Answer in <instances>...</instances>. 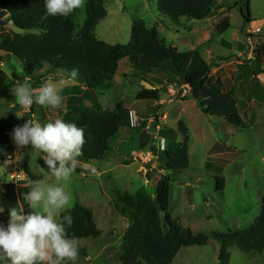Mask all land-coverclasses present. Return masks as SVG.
<instances>
[{"label":"rangeland","instance_id":"obj_1","mask_svg":"<svg viewBox=\"0 0 264 264\" xmlns=\"http://www.w3.org/2000/svg\"><path fill=\"white\" fill-rule=\"evenodd\" d=\"M87 1L84 0L83 6L77 9L78 23L85 19ZM215 1L213 20L189 19L192 24L186 25V28L192 29L191 38L200 39L197 43L211 39L208 42L215 50L207 52V62L213 59L219 61L220 68L212 71H218L217 75L226 82L227 89H235L246 128H237L225 122L224 118L205 114L197 101L189 96L190 90L185 81L179 75H169L167 71L157 75L165 84L167 93L163 92L156 102L138 100L137 94L142 88L160 86L149 78L145 80L149 72L145 75L141 68L123 59L114 85L98 91L99 98L106 110H113L118 102H124L129 110L137 112L140 125L134 127L129 123L123 126L102 162H81L76 159L75 171L68 181L63 182L71 192L72 207L80 203L91 208L101 229V235L97 238L76 239L80 245L77 264H122L121 246L130 221L117 207L116 192L120 190L133 194L145 188L154 194L156 184L165 171L162 167L167 162L165 149L174 151L178 141L183 140L178 130L179 120L185 121L189 128L190 165L172 183L169 212L178 223L190 227L196 234H207L210 239L204 246L183 247L173 264H219L220 237L248 227L260 216L264 199V0H249L253 21L246 27H243L244 17L239 7L230 9L239 0ZM157 2L105 0L108 14L98 24L97 36L110 44H127L132 36L134 20L139 18L144 19L150 27L157 25L158 19H161L166 28L174 32V21L159 11ZM241 8L247 13V0H243ZM227 18L231 20L230 28L219 32L216 26ZM0 24L6 31L17 30L6 11H0ZM183 31L186 33V30ZM187 45L190 46V42ZM221 58L229 60L220 61ZM18 66L21 68L20 74L17 72ZM25 72V65L17 57L2 54L1 124L7 123L14 128L28 119L45 123L61 119L68 107L79 112L81 104H91L84 101L82 96L70 95L67 102H62L60 109L35 105L34 109L22 110L11 88L13 83H20L22 77L32 82ZM37 74L43 75L45 81L68 75L63 70L50 68H43ZM170 76L175 80L173 84L169 81ZM39 89L34 91L38 92ZM172 89L179 91L173 95ZM164 94L169 95L164 97ZM144 130L153 134L161 132L158 136L152 134L149 140V136L145 135L149 133ZM178 132L179 140L176 141L174 138ZM216 143L224 144L225 148L210 152ZM43 159L44 154L31 151V145L18 147L7 128L0 131V207L4 209L0 212V224L7 225L10 208H23L19 190H26L32 183L23 169L25 163L37 176L38 182H53L54 178ZM207 163L210 164L208 168ZM92 169H95L94 173ZM218 173L226 179L222 192L217 191L216 187L215 176ZM24 180H27L26 184ZM57 219L61 220V215ZM63 264L71 262L64 261ZM226 264H264V252L246 254L235 245L230 248Z\"/></svg>","mask_w":264,"mask_h":264},{"label":"trees","instance_id":"obj_2","mask_svg":"<svg viewBox=\"0 0 264 264\" xmlns=\"http://www.w3.org/2000/svg\"><path fill=\"white\" fill-rule=\"evenodd\" d=\"M241 3L243 0L236 2L230 9L239 7L244 17L243 27H246L253 21L249 0L247 13L243 12ZM157 6L161 13L176 23L181 17L205 20L216 11L215 0H158ZM85 7V19L78 23L77 9L68 17H53L46 16L44 0H0V11L9 13L17 29L9 32L0 24V59L2 54L17 57L25 65V76L32 79L33 90L40 88L45 82L43 75L37 74L43 68L63 70L66 74L73 68L78 69L76 81L89 90L91 105L81 104L78 113L68 107L61 118L75 122L84 129L85 143L77 160L102 162L119 137L121 128L130 123L129 109L124 102H118L113 110H106L98 94V91L110 89L114 85V78L123 59H128L136 68H141L143 74L149 72L145 80L149 78L160 86L142 88L137 94L138 100L156 102L161 99L165 84L151 76V73L164 74L167 71L166 63L170 62L189 86V96L197 101L205 114L224 118L225 122L237 128H246L235 90L226 91L223 79L213 74L212 70L219 62L208 63L196 49L180 51L177 47L168 45L158 28L148 26L141 18L134 20L132 36L127 44L107 43L96 34L98 24L108 14L105 0H88ZM230 26L231 20L227 18L217 25V30L223 32ZM224 60L229 58L220 59ZM24 79L20 78V83ZM169 81L173 84L175 80L170 76ZM79 90V85L67 86L61 93L62 102H67L70 95H78ZM187 97L188 95L184 99ZM34 107L35 104L32 108ZM3 128L11 132L14 129L10 124L0 123V131ZM178 130L183 140L178 143L176 150H166L167 162L162 166L165 171L156 184L154 194H150L145 188L133 194L120 190L116 192L117 207L130 221L121 246L122 264H173L183 247L204 246L209 242L207 234H196L190 227L175 221L169 212L172 183L190 165L187 123L179 120ZM221 147L225 148L224 144L216 143L210 152ZM209 166L207 163V168ZM23 169L29 176L31 185L38 182L27 163ZM215 179L217 191L222 192L226 179L219 173ZM23 183L26 184L27 180ZM28 190L29 188L19 190V200L26 213L30 209L23 200V194ZM68 211L73 220L70 226H66L69 237L81 239L101 235L91 208L76 203ZM63 215L61 213V220ZM220 238L219 264H226L230 248L235 245L246 254L264 252V199L261 214L254 223Z\"/></svg>","mask_w":264,"mask_h":264},{"label":"clouds","instance_id":"obj_3","mask_svg":"<svg viewBox=\"0 0 264 264\" xmlns=\"http://www.w3.org/2000/svg\"><path fill=\"white\" fill-rule=\"evenodd\" d=\"M83 4L84 0H44L45 14L68 17ZM20 71L18 66L19 74ZM78 76L79 70L73 68L67 76L46 80L38 92L25 78L22 83H13L11 91L22 110H29L34 104L60 109L63 87L76 81ZM12 137L18 147L31 145V151L44 154V164L54 180L27 186L29 190L23 194L30 209L27 213L24 208H10L7 225L0 224V264H63L64 261L77 264L78 242L66 232V226L73 222L68 211L73 206L72 195L63 182L75 171L76 157L85 143L84 129L59 118L45 123L28 119L14 127ZM3 211L0 207V212ZM61 213H64L63 219L58 220Z\"/></svg>","mask_w":264,"mask_h":264},{"label":"crops","instance_id":"obj_4","mask_svg":"<svg viewBox=\"0 0 264 264\" xmlns=\"http://www.w3.org/2000/svg\"><path fill=\"white\" fill-rule=\"evenodd\" d=\"M2 11H5V10H2ZM215 13H216V11H215ZM215 13L212 15V16H214L215 15ZM212 16H210V17H208V18H206L205 20H201V21H210L211 19L213 20V17ZM159 21L157 22V25H155L157 28H158V30L160 31V34H161V36H162V38H164L165 40H166V43L168 44V45H173V46H175V47H177L180 51H182V50H184V51H186V50H191V49H196V50H198L200 53H201V55L206 59V61H207V52H209V50L211 51V52H214V47L212 46V44L211 43H209L208 41H210L211 39H203V40H201V42L200 43H197V41L199 40L200 41V39L198 38V39H194L193 38V36H192V38H191V35H192V33H191V31H192V29H187L186 28V25H191L192 23H191V20H189L187 17H181L180 18V21L178 22V23H176V22H174V24H175V30H174V32H172V29L170 30V29H168V28H166V26H165V23L161 20V19H158ZM173 21V20H172ZM187 23H189V24H187ZM184 26H185V29H184ZM217 27V26H216ZM174 29V28H173ZM183 30H186V33L183 31ZM165 31H167V32H165ZM205 41H206V43H205ZM190 42V46H188L187 44ZM203 42V43H202ZM177 43H179L180 45H178ZM183 47H184V49H183ZM205 54H206V56H205ZM225 61V60H224ZM212 62H219V61H216L215 59H213L212 61H210V62H208V63H212ZM121 66V65H120ZM220 68V63H219V65L217 66V67H215V68ZM166 69H167V71L168 70H171V72L172 73H169V71H168V73L170 74V75H172V76H178V73H177V70H176V68H175V66L172 64V63H170V62H167L166 63ZM214 70V69H213ZM217 73H218V71H213V74H216L217 75ZM118 74V73H117ZM157 75H162V73H152L151 74V76H153V77H157V79L158 80H160V81H162V79L161 78H159V76H157ZM180 76V75H179ZM218 76V75H217ZM181 77V76H180ZM182 78V77H181ZM183 79V78H182ZM176 81H178V80H176ZM184 81V80H183ZM224 81V80H223ZM177 83V82H176ZM175 83V84H176ZM224 83H225V90L227 91V90H235L233 87L231 88H229V89H227L226 87V82L224 81ZM75 85H79V91H80V93L78 94V95H75V96H82V97H84V101H89V102H91V97H90V93L88 94V88L86 87V86H84V85H80V83L78 82V81H75V83H74ZM174 87V86H173ZM172 90H175V89H172ZM165 93V92H164ZM170 95H172L171 93H170ZM72 96V95H71ZM167 96V94H164V97H166ZM68 98L69 97H67V100H68ZM186 100V99H185ZM89 105V104H88ZM91 105V104H90ZM114 109V108H113ZM78 113V112H77ZM163 125H164V123H162ZM159 130H160V128H159ZM144 132H146V133H149V134H145V135H147V136H149V140H151V136H152V132L151 131H149V130H144ZM161 131H159L158 133H160ZM158 133L156 132L155 134H153L154 136H158ZM176 135V134H175ZM179 132L177 133V136L174 138V140H179ZM166 138V137H165ZM146 140V139H145ZM148 140V141H149ZM181 141H178V143H180ZM178 143H177V145H178ZM168 146V145H167ZM165 150H168V149H165ZM163 175V174H162ZM161 178V177H160ZM159 181V180H158ZM158 183V182H157Z\"/></svg>","mask_w":264,"mask_h":264},{"label":"built area","instance_id":"obj_5","mask_svg":"<svg viewBox=\"0 0 264 264\" xmlns=\"http://www.w3.org/2000/svg\"><path fill=\"white\" fill-rule=\"evenodd\" d=\"M171 91H172L171 93L173 95H175L177 93V91H179V90L175 89V90H171ZM186 93H187V91H186ZM129 122H130L131 126H134V127L140 125L137 112L133 109L129 110ZM158 128H160L159 125H158Z\"/></svg>","mask_w":264,"mask_h":264},{"label":"water","instance_id":"obj_6","mask_svg":"<svg viewBox=\"0 0 264 264\" xmlns=\"http://www.w3.org/2000/svg\"><path fill=\"white\" fill-rule=\"evenodd\" d=\"M247 8H248V7H247ZM163 90H164V92H166V93H167V89H166V88H164ZM166 97H168V94H167V96H166Z\"/></svg>","mask_w":264,"mask_h":264}]
</instances>
